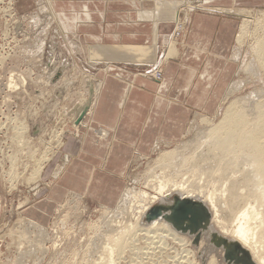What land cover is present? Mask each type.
Here are the masks:
<instances>
[{
  "label": "rangeland",
  "instance_id": "rangeland-1",
  "mask_svg": "<svg viewBox=\"0 0 264 264\" xmlns=\"http://www.w3.org/2000/svg\"><path fill=\"white\" fill-rule=\"evenodd\" d=\"M41 1L43 0H36L34 9L24 14L19 11L16 0H0V53L6 58L3 65L0 66V264H90L98 257L101 259L99 262L93 261L95 264H107L108 261L106 263L107 259L105 258L108 254L101 250V245L100 247L95 246V250L93 248L92 251L89 245L93 231L89 229L88 225L101 217V206L74 197L73 200L75 204L77 202V205L75 208H71L70 202L67 203V200L71 198L70 194H68L69 196L64 195L57 202L49 201L51 183L44 182L42 179L46 164L60 147L56 145L55 136L61 131L64 135L66 131L74 128L72 127L73 109L78 107L79 100L83 98L81 93L85 92V85H88L90 91V88L93 87L92 84L98 82L96 67L99 65H93L92 57L94 56L91 54L96 51L94 48H86L84 42L74 35L58 32L59 21L57 17L55 19L52 16L51 0L43 2L42 5H45L46 9L43 13L39 10ZM22 2L19 6L22 5ZM191 5H193L192 8H196L198 3ZM182 7L179 8L178 15H175L173 28L176 22L185 21V18L179 19ZM233 11L241 17L239 16L240 23L232 50V58L236 61V72L228 86L232 84L236 86H233L234 89L230 90L231 92H228L229 88L227 87L214 114H195L186 127L188 130L185 132L188 134L185 133L182 139L175 143L176 145L160 146L161 150L172 149L180 142L183 144L182 142L191 140L193 135L198 130L207 127L208 123H217L222 118L224 111L233 103L239 106L242 104L241 100L246 101L243 109L247 110L249 120L259 113L256 105L264 104V68L261 69L250 49L251 45H255L254 39L260 38L264 33V5ZM13 13L17 17H14ZM30 13L39 14L35 17L32 16L33 19L29 21L30 19L27 17ZM190 13H187L188 19ZM243 15L247 22V28H250L254 35H250L251 37L248 35L245 37L246 39L244 38L246 42L239 43L237 36L242 25ZM48 23L49 26H47ZM42 41H44L43 53L39 54L38 48L40 47L35 44L41 45ZM174 41L176 40L172 39L168 42L171 45ZM100 55L99 60L108 58L104 52ZM247 62L252 63L249 66ZM44 68L47 70L43 73ZM51 69H55V71L48 79L46 77H48L49 71H52ZM11 74H13V84L17 86L15 89L5 85ZM69 76L73 78L76 76V78L70 77L69 79ZM50 85L53 86V90ZM49 89L52 90V93ZM48 91L51 94H48ZM202 117H205L206 121L210 119L208 123L205 121L207 125L205 122H200ZM19 123L21 125L24 123L27 127L22 133L18 129ZM77 129L79 130V128ZM62 137H60L61 142ZM170 145L171 147H169ZM229 150L231 149H226L227 152L222 154L223 163L226 159L233 161L231 154L224 159L229 154ZM159 152L160 150L157 149L149 156L135 157L131 161L127 172L126 189L132 187V184L134 186L133 178H136L135 176L139 178L151 166ZM238 153V155H234L235 158H238L236 165L240 164V167L243 168L249 163L248 161L256 158V151L249 145L240 149ZM41 156L50 158L47 161L46 159L41 160V176L38 178L39 180L31 181L30 173L35 169L36 161ZM251 166L252 168L245 171L243 175L247 185L254 187L259 178L258 172H262V167L261 164L256 165L255 163H252ZM56 174L54 175L56 176ZM139 183L137 186H140ZM236 199L239 201L238 203L243 201L242 204L246 208L254 205V201L247 197ZM42 202L51 203V205L54 203V205L43 209ZM225 212L226 210L223 211V213ZM228 219H230L229 216ZM27 222H36L42 226L45 231L44 237L37 234L43 230L27 228ZM128 234L124 233L122 236V242L127 243L120 244L124 247L119 245L122 251L117 246L119 252L115 250V254L116 251L118 253L114 255L110 264H207L209 259V256L199 254L195 248L199 243L195 245L192 240L185 244L178 239L164 236V233L156 232L153 235L140 230L135 234ZM19 235H23V238H19ZM206 243L205 241L202 245ZM117 247L115 248L117 249ZM96 248H100V250L97 251ZM214 250L216 251L214 254L216 264H226L224 260L221 261L220 255H218L219 251Z\"/></svg>",
  "mask_w": 264,
  "mask_h": 264
},
{
  "label": "crops",
  "instance_id": "crops-1",
  "mask_svg": "<svg viewBox=\"0 0 264 264\" xmlns=\"http://www.w3.org/2000/svg\"><path fill=\"white\" fill-rule=\"evenodd\" d=\"M16 2L24 14L36 5ZM193 3L203 7L189 14L184 35L166 57L175 15ZM51 5L58 32L96 50L91 56L99 65L100 87L82 120L86 126L66 131L45 166L48 200L72 192L113 207L132 159L151 155L156 142H179L195 114L216 112L236 72L232 50L240 20L233 10L260 7L264 0H51ZM103 52L108 58L99 60ZM155 67L160 81L147 74ZM42 203L43 209L54 205Z\"/></svg>",
  "mask_w": 264,
  "mask_h": 264
},
{
  "label": "bare ground",
  "instance_id": "bare-ground-1",
  "mask_svg": "<svg viewBox=\"0 0 264 264\" xmlns=\"http://www.w3.org/2000/svg\"><path fill=\"white\" fill-rule=\"evenodd\" d=\"M44 1L45 0L41 1V7L40 9L38 8L39 10H41L42 13L43 11L45 12L46 10L45 5H42ZM192 7L193 5L187 4V8L191 10L190 12H192V10L194 9ZM38 14L39 13H33V14L30 13L27 19H30L29 21H31L33 19L32 16L35 17L38 16ZM242 20H243L242 25L239 34L237 36V41L239 43L243 42L244 38L247 37L248 35L249 36L254 35V33H252V30L250 28H247V22L244 18V15L242 16ZM47 26H49V23ZM254 40H255V45H251L250 49L252 55L255 56L257 62L261 66V69H263L264 68V33L261 35L260 38ZM43 42L44 41H42L41 45L37 43L35 44L37 45V47L38 46L40 47L38 48L39 54L42 52V48L44 44ZM175 43L176 41H174L171 47L169 48L166 54L167 57L171 56L174 53V48L176 47ZM37 56L39 57V55ZM5 59L6 58H4L0 53V66L3 65ZM251 60L253 59L251 58ZM251 63H249V66ZM260 66L258 67L255 66V67L259 68ZM44 69H43V73L46 72L47 70L46 68ZM51 70L52 71H49L48 73L49 75L46 74L48 76L46 78L48 79H50L53 74L54 69ZM72 76H69V79ZM12 77L13 74L10 75V78L7 80V83L5 85L8 88L15 89L17 86L13 84ZM23 81L26 80L23 79ZM92 85L93 87L91 91H89L88 85H85L86 87L85 92L83 94L81 93V95H83V98L79 100L80 103L77 104L78 107L73 109L72 127H74V129L79 128L80 125L86 126L85 122L83 121L76 123V119L78 115L81 113V110L84 106H87V110L85 114L90 112L89 110H91L90 108H92L91 106L94 101V98L96 97L95 95L97 93L98 88L100 87L99 86L100 84L96 82ZM233 86L234 84L228 86L229 88L228 92L234 89ZM52 87L53 86H51V88ZM53 89L54 88H52V90ZM50 92L48 94L52 93ZM241 102L242 104H240L239 106L237 104L236 106L234 103L231 106L229 105L228 109L224 111L222 118L217 123L209 124L208 122L210 121V119L208 120L206 118L208 120L206 121L205 117H202L201 119L199 118L201 120L200 122L206 121L208 123V126L207 127L204 126L205 128L198 130L196 134L193 135V138L191 140L182 142L183 144H181L180 142L179 145L177 146H175L176 145L175 144L173 146L174 148L172 149L170 148L168 150H161L160 149L161 147L156 145L157 144L156 142L154 144L155 145L154 151L156 152V150L159 149L160 150L159 155L158 156L156 155L157 158L156 159L154 158L155 160L152 161L151 166L148 167V169L144 171V173L141 174L139 178L137 176H135L136 178H133L134 186L132 184V187H127V189L125 186L126 190L124 189V191L121 193L119 200L117 201L116 205L113 206V208L107 207L105 205L104 206L100 205L101 217L97 221L88 225L89 229L93 231V234L90 236L91 237V242L89 243V245L91 246L90 250L92 251L93 248L95 250V246L100 247L101 245L102 248L101 250H104L108 254L107 258H105L107 259L106 263L108 261V263L110 264L113 261L114 255H117V253L119 252L118 247L120 246L124 247L120 244L123 243L124 245L127 243V242L126 243L122 242L123 240L122 236L124 235V233L125 235H129L128 233L135 234L136 231L138 230L145 231V233L147 234L160 232L161 234L164 233L165 234L164 236L166 237L168 236L172 239H178V241L181 242L183 241L182 243L185 242L190 243L191 240L193 239V235H189L188 233H183L178 230H175L173 226L169 222H166L164 219L158 218L150 222H146L144 218L145 214L149 211V209L152 206H154L159 202H170L175 196H177L179 198L197 200L203 203L210 211V216H211L210 229L217 232L220 236L230 241L238 242L242 247H244L250 253L252 259L256 264H264V224H263L264 221V107L263 106L264 104L259 103L256 105V108L259 110V113L253 119L249 120L247 118V110L243 109L246 101L241 100ZM26 128L27 127L23 123L22 125L21 124L19 125L18 129H20V132L22 133L26 130ZM186 134H188V132ZM62 135H63V131L59 132L58 135L55 136L57 147L61 145L60 137H62ZM167 143L164 144L166 145ZM248 145L256 151L255 153L256 158H252V160L248 161L249 163L246 164L245 168H243L240 167V164L236 165L238 163L237 162L238 158H235L234 155H238L239 150L246 148ZM169 147H171V145ZM226 149H231V150H229L228 152L229 154L224 159L229 157V155L231 154V158L233 161H230V159H226L223 163L222 154L227 152ZM52 154L50 155L52 156ZM48 158L50 157L41 156L39 159H37L38 161H36L37 162L36 167L30 173L31 176L29 175L31 177V181L33 180L36 181V179H38L41 176L42 170L40 164L45 159L47 161ZM252 163H255L256 165L261 164L262 167L261 169L262 172L260 173L258 172L259 178L255 183L256 186L254 187L247 185L246 181H244L245 177L243 175L245 171H248L250 168H252L251 166ZM28 181H30V179ZM137 183H139L140 186H137L138 185ZM69 197L67 203L70 202L71 208H75L77 205V202L75 204V201L73 200L74 197L80 199L82 198L79 194L78 195L76 193L73 194L72 192ZM242 197H247L251 201L253 200L254 205L250 206L249 208H246L242 204L244 203L243 201H241V203H238L239 201L236 198H242ZM224 210H226L225 213H223ZM254 210H255V214L253 215ZM228 216L230 217V219H228ZM26 226L27 228L32 227L39 230H43L41 233H37V231L36 233L40 237H44V233H45L44 229L36 222H27ZM22 236H20L19 238H21ZM209 236H210V231H206L202 233V235L200 236L198 247L195 248H197L196 250L199 251V254L201 256L203 255H206L207 257L209 256L207 264H216L215 262L216 256L214 255L216 254V251L214 250L216 248H214L210 244ZM205 241L207 243L202 245ZM87 247L89 246L87 245ZM115 247H117V249ZM96 249L97 251L100 250V248L99 249L96 248ZM115 250L118 251V252L116 251V254H115ZM217 250L219 251L218 255H220L222 261L223 260L222 250L220 249ZM100 259L101 258L98 257V259L96 260L99 262ZM96 260L93 261L96 262ZM93 261H91L90 264H95V262Z\"/></svg>",
  "mask_w": 264,
  "mask_h": 264
},
{
  "label": "water",
  "instance_id": "water-1",
  "mask_svg": "<svg viewBox=\"0 0 264 264\" xmlns=\"http://www.w3.org/2000/svg\"><path fill=\"white\" fill-rule=\"evenodd\" d=\"M162 57V54L158 57L156 65ZM86 110L87 106H84L76 123L82 120ZM210 217V211L203 203L175 196L170 202H159L152 206L144 218L146 222L164 219L175 230L193 235L192 241L195 245L199 243L202 233L210 231L209 242L214 248L222 250L226 264H256L250 253L238 242L230 241L210 229Z\"/></svg>",
  "mask_w": 264,
  "mask_h": 264
},
{
  "label": "built area",
  "instance_id": "built-area-1",
  "mask_svg": "<svg viewBox=\"0 0 264 264\" xmlns=\"http://www.w3.org/2000/svg\"><path fill=\"white\" fill-rule=\"evenodd\" d=\"M9 1H14V0H9ZM190 11L191 10L187 8V5L183 6L181 8V10L179 12V19L180 18H185V21L184 22H180V21L176 22V25L173 28L172 33L169 36V39H168L169 42L172 39H175L176 42H177V41H179L182 38V36L184 35V33L186 31V27H187V24H188V18L186 17L187 16V12H190ZM13 16L17 17V15H15L14 13H13ZM147 74L151 75L156 81H159L162 78V72L157 67H155L154 69L149 71Z\"/></svg>",
  "mask_w": 264,
  "mask_h": 264
}]
</instances>
